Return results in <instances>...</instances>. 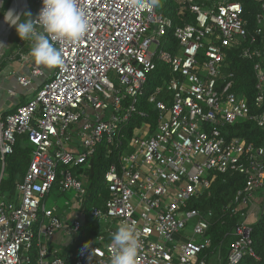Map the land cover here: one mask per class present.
I'll return each instance as SVG.
<instances>
[{
	"label": "built area",
	"instance_id": "2783aa9c",
	"mask_svg": "<svg viewBox=\"0 0 264 264\" xmlns=\"http://www.w3.org/2000/svg\"><path fill=\"white\" fill-rule=\"evenodd\" d=\"M31 1L35 19L42 0ZM177 1L181 12L195 17L193 23H175L152 0H141L139 7L131 0H77L88 31L79 40L57 43L63 64L30 101L0 113V264H69L64 242L51 247L49 241L61 234L69 239L67 247L75 244L86 220L87 189L73 169L89 168L103 142L119 161L105 175L109 198L89 212L99 225L94 243L71 252V264H110L112 234L124 221L135 225L139 237L136 264H209L202 255L212 246V212L190 209L189 202L218 173L245 178L235 195L240 205L251 207L258 192L264 200V146L230 131L253 121L264 132V0H256L254 24L238 1ZM236 57L254 62L253 107L237 91ZM159 62L171 77L149 97L159 114L156 128L143 123L124 146L119 127L137 111ZM18 82L28 87L32 78L18 76ZM20 136L32 146L29 168L15 192L3 194L6 157ZM60 165L65 168L58 179ZM54 188L76 192L78 204L66 203L68 215L47 207ZM249 209L235 227L228 264L247 255L258 259ZM34 243L35 259L29 255Z\"/></svg>",
	"mask_w": 264,
	"mask_h": 264
},
{
	"label": "trees",
	"instance_id": "16d2710c",
	"mask_svg": "<svg viewBox=\"0 0 264 264\" xmlns=\"http://www.w3.org/2000/svg\"><path fill=\"white\" fill-rule=\"evenodd\" d=\"M233 1H238L243 4L245 17L254 24L255 17L260 10L257 1ZM10 2L11 0L3 5L4 9L8 8ZM179 6L175 0H166L164 5L160 0L157 3L158 11L171 16L175 23H193L195 17L191 14H179ZM29 7L35 13L36 7L31 0H29ZM9 54L10 51L5 53V56H9ZM5 64V61L2 60L0 70ZM233 66L237 73V91L246 94L250 105L253 107L255 97L254 62L236 57ZM170 77L168 66L159 62L156 70L150 75L143 94L139 97L137 111L133 113L128 125L121 124L119 127L122 128L121 134L124 140V146L133 137L136 127H140L143 123L150 124L152 131L156 128L159 114L155 104L149 101V97L158 86L163 85L165 79H169ZM127 104L128 100L126 101ZM230 129L231 135L242 136L249 142L264 146V132L253 121L237 123L233 127H230ZM31 150L32 147L28 137H18L14 152L6 157V165L1 180L3 194L12 195L15 192L16 181H22L24 179L30 164ZM118 161V152L113 147L108 146L106 142H103L96 148L89 168L73 169L74 174L79 176L87 189L83 205L86 212V220L80 229L75 244L71 247H65L62 251V255L68 257L67 261L69 264L72 263L73 259V256H69L71 252L77 251L86 244L92 245L94 243L95 236L99 232V225L90 219L89 212L93 207H103L105 201L109 198V190L105 184V175L109 171L110 166L112 164H118ZM58 168V179H61L60 171L65 167L60 165ZM1 171L0 164V174ZM244 184L245 178L239 174L218 173L210 188L189 202L190 209H198L203 213L212 212L210 218L211 225L208 233L212 240V246L202 255L207 257L209 264H228V255L233 242L236 240L234 233L235 227L239 221L244 219L242 212L250 208L249 204L247 206L240 205L235 201L237 190ZM228 206H230L229 210H226ZM252 239L253 249L258 259L247 255L238 264H264V210L260 214L259 219L252 225ZM29 255L34 259L37 256L36 243L31 247Z\"/></svg>",
	"mask_w": 264,
	"mask_h": 264
},
{
	"label": "clouds",
	"instance_id": "9594fccd",
	"mask_svg": "<svg viewBox=\"0 0 264 264\" xmlns=\"http://www.w3.org/2000/svg\"><path fill=\"white\" fill-rule=\"evenodd\" d=\"M131 3L133 7L141 6V0H131ZM152 3L156 4L157 0H152ZM3 5L4 0H0V12L5 23L15 29L22 41L30 43L28 55L37 65L44 67L62 65V52L56 44L79 40L89 28V20L77 6V0H42L35 19L30 11L17 12L11 8L4 9ZM140 247L135 225L122 222L112 234L110 264H136ZM89 248L90 244H86L82 251Z\"/></svg>",
	"mask_w": 264,
	"mask_h": 264
},
{
	"label": "crops",
	"instance_id": "0c3cea01",
	"mask_svg": "<svg viewBox=\"0 0 264 264\" xmlns=\"http://www.w3.org/2000/svg\"><path fill=\"white\" fill-rule=\"evenodd\" d=\"M158 1L159 0H157V3ZM165 1L166 0H160L163 5L165 4ZM204 1L210 2L211 0ZM175 2L176 4L180 5L178 9L179 14H187L185 12H181L182 5L178 3L177 0H175ZM29 47L30 43L28 41H22L16 34L10 47L5 48L3 54L0 56V63L2 60H4L6 63L0 70V113L2 114H8L14 111L18 105L30 101L33 96H35L37 90L41 88V86L52 76L55 71L56 67L48 68L37 65L28 55ZM8 51H10L9 56H5V53ZM34 68L39 69L41 74L33 75L32 70ZM22 75H27L32 78V84L30 86L24 87L19 84L18 76ZM258 219L259 212H252L249 217V221L255 223ZM53 240L55 242H59L60 246L64 244L63 248L69 246L67 245L69 243V239H66V241L61 244L63 240L61 234H55L52 239H50L49 244Z\"/></svg>",
	"mask_w": 264,
	"mask_h": 264
},
{
	"label": "rangeland",
	"instance_id": "374dc122",
	"mask_svg": "<svg viewBox=\"0 0 264 264\" xmlns=\"http://www.w3.org/2000/svg\"><path fill=\"white\" fill-rule=\"evenodd\" d=\"M0 11H2V9H0ZM24 11H30L31 14L33 15V9H31L30 7H27ZM1 17H3V13L2 12H0V18ZM16 34L17 33H16L15 29L12 28L9 31V33L6 35V38H4L5 42L0 47V56L3 54L5 48H9L10 47V45L12 43V40L16 36ZM113 80L115 82H117V79L113 78ZM26 101H27V99H26ZM261 193L262 192H258L256 194L255 199L253 200L254 203L250 207V211L251 212L258 211L259 212V216H260V213L262 212V210H261L262 208L259 207V206L264 201L263 198H261ZM75 200H78V198H77V194H76V192L74 190H69L66 193H61L57 188H54L52 193L47 197L46 204H47L48 208H52L54 206L55 207L57 206L61 214H63L64 210H67V215H68L69 210L67 209L66 203L69 202L71 204V205L69 204L70 206H72L74 204L73 205V208H74L78 204V202L77 201L75 202ZM194 222H195V219H192L190 221V225L192 226L194 224ZM187 233H190V229L187 231ZM62 241L65 242L66 240L64 239ZM50 244H51V246H60L59 242H55L54 240Z\"/></svg>",
	"mask_w": 264,
	"mask_h": 264
},
{
	"label": "water",
	"instance_id": "95a60500",
	"mask_svg": "<svg viewBox=\"0 0 264 264\" xmlns=\"http://www.w3.org/2000/svg\"><path fill=\"white\" fill-rule=\"evenodd\" d=\"M29 7V0H11L7 9H15L17 12H23ZM13 27H10L4 21V16L0 19V47L3 45L6 35Z\"/></svg>",
	"mask_w": 264,
	"mask_h": 264
},
{
	"label": "bare ground",
	"instance_id": "6f19581e",
	"mask_svg": "<svg viewBox=\"0 0 264 264\" xmlns=\"http://www.w3.org/2000/svg\"><path fill=\"white\" fill-rule=\"evenodd\" d=\"M5 42V41H4Z\"/></svg>",
	"mask_w": 264,
	"mask_h": 264
}]
</instances>
